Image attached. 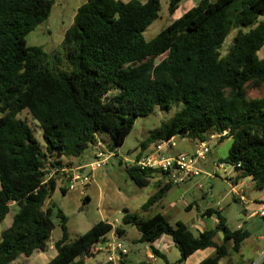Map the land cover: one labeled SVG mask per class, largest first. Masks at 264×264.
<instances>
[{
  "label": "trees",
  "instance_id": "trees-1",
  "mask_svg": "<svg viewBox=\"0 0 264 264\" xmlns=\"http://www.w3.org/2000/svg\"><path fill=\"white\" fill-rule=\"evenodd\" d=\"M181 1L170 0V14ZM53 3L0 0V222L17 207L12 223L0 232V264L48 251L53 214L63 236L47 264H89L92 246L113 224L100 221L70 240L67 216L45 203L65 175L61 169L72 166L65 158L82 156L104 139L114 151L136 119L156 107L177 110L141 141V151L177 136L198 145L210 134L227 130L219 141L233 139L224 160L237 172L233 184L250 177L264 189V97L247 94L264 85V57L259 56L264 0H200L150 40L144 34L159 18L161 0H86L64 34L68 70L60 67L57 51L29 46L26 40L49 17ZM233 30V42L223 52ZM25 110L42 127L45 143L18 117ZM126 171L135 185L155 188L142 206L145 211L160 204L173 185L159 169L134 163ZM213 215L216 225L197 233L183 221L170 223L162 213L145 218L127 212L122 223L138 229L137 240L148 242L155 257L165 255L153 243L169 235L180 252L172 264H184L207 248H214V255L198 264H220L241 249L250 232L232 230L219 209L201 213ZM116 231L121 238L126 233L122 225ZM218 233L223 234L220 244L214 240ZM134 264L153 263L148 259Z\"/></svg>",
  "mask_w": 264,
  "mask_h": 264
},
{
  "label": "rangeland",
  "instance_id": "rangeland-1",
  "mask_svg": "<svg viewBox=\"0 0 264 264\" xmlns=\"http://www.w3.org/2000/svg\"><path fill=\"white\" fill-rule=\"evenodd\" d=\"M85 1L53 0L54 3L49 17L27 35V44L29 46H41L48 52L57 51L59 57H61L60 67L66 70L71 69V65L64 59L62 54L64 51V34L73 24L77 9ZM172 18L173 14L169 13L166 0H163L160 16L147 28L144 34L145 38L147 40L154 38L172 22ZM235 34L236 31L233 30L226 38L222 48L223 52H226L230 47ZM259 56L264 57V46L259 51ZM247 94L249 98L264 97V85L260 89H248ZM176 110L177 107L170 110L156 107L148 116L137 118L133 130L127 135L125 142L114 151H110L104 139L102 142L105 151L113 153V155L98 169L91 170L90 167V163L97 160L95 156L97 149L94 146L89 147L82 156L70 157L75 163L85 164L82 169L77 171V174L81 177L88 176V183L84 186L76 183L75 187L71 189L68 182H64V177L57 182V186L51 197L46 201L45 206L52 207L55 205L54 210L60 208L67 216L70 240L79 237L100 221H110L117 227L122 225L126 229V233L121 240L130 251L136 248L140 250H138L140 252L139 256L131 255L128 264L151 258L148 256V250L150 249L148 243L137 240L140 236L138 229L132 225L122 223L124 214L127 212L138 213L140 217L146 218L156 213H162L172 224L177 221L190 223L192 219L197 222L199 213L212 207L222 211L228 226L232 230L242 228L250 232V236L245 240L242 250L232 252L231 257L224 258L221 264H248L251 260L258 259L264 251V217L258 215L256 210L260 207V200L264 199V189L258 188L252 178H246L243 180L244 184L236 186L239 194L237 195V192L234 191L232 178L234 179L237 172L232 165L224 162L233 143L231 137H225L221 141L216 138L212 140L209 138L211 153H208L206 158L199 162L203 173L181 183L173 184L160 204H156L146 211L143 210L142 206L155 192V188L153 184L145 187L135 185L130 179L126 167H130L135 163V160L153 150L154 146L152 145L141 151V141L154 128L172 117ZM18 117L26 120L33 129L35 137L41 143H45L43 129L30 113L25 110ZM174 140L176 142L175 146L169 147L166 145L164 151L166 155L195 152L196 141L180 136L175 137ZM140 151L141 153H139ZM130 160H133V162ZM221 162L224 163L225 169L218 166ZM156 178L152 182H155ZM63 188L67 189L66 193H63ZM241 196L244 199H241ZM188 205L192 207L188 209ZM16 212L17 207L13 206L5 220L0 222L1 229L12 223ZM210 219L211 221H208V219L203 218L202 225L206 222L207 227L214 226L217 222L216 216ZM52 220L54 228L49 239L48 251H36L30 257L21 255L12 264H47L56 255L57 251L54 244L62 238L63 231L55 214L52 215ZM188 225L195 233L199 231L197 226ZM215 240L217 243H221L223 234L218 233ZM214 252V248H209L204 253H196L187 259L188 261L184 264H197L199 259L209 257ZM163 253L164 257L157 256L156 259H151L152 263L172 264L180 258V252L171 237Z\"/></svg>",
  "mask_w": 264,
  "mask_h": 264
},
{
  "label": "built area",
  "instance_id": "built-area-1",
  "mask_svg": "<svg viewBox=\"0 0 264 264\" xmlns=\"http://www.w3.org/2000/svg\"><path fill=\"white\" fill-rule=\"evenodd\" d=\"M227 130L220 133H215L205 141L199 143L195 149L194 153L182 152L177 155H166L164 153L166 145L175 146L176 142L174 139L164 141L153 147V150L148 151L143 157L135 160V164L141 168H155L162 170L167 173L173 184L181 183L189 178L199 176L203 173L199 162L206 158L207 154L211 151L209 138L220 139L222 136L227 134ZM94 147L97 149L95 154L96 161L90 163L91 170L98 169L102 167L105 162L112 156V153L105 151L103 147V142L98 140ZM133 162V160H130ZM219 167L225 169L224 163L218 164ZM240 166V164H238ZM76 169L74 174L67 176V181L69 188H74L76 183L81 185H86L88 183L89 177H81L77 174ZM68 172L69 169L64 170ZM55 171L50 173L52 176ZM241 199L244 197L241 196ZM257 214L264 217V205H260L257 210ZM113 224V223H112ZM117 226L113 224V230L109 232L106 236L101 237L100 242L94 244L91 248V253L94 254V264H106L113 263L119 264L130 252L129 248L121 240V237L116 231ZM111 234V235H110ZM153 257V256H152ZM264 259V251L260 254L258 259L252 261L250 264H261Z\"/></svg>",
  "mask_w": 264,
  "mask_h": 264
},
{
  "label": "crops",
  "instance_id": "crops-1",
  "mask_svg": "<svg viewBox=\"0 0 264 264\" xmlns=\"http://www.w3.org/2000/svg\"><path fill=\"white\" fill-rule=\"evenodd\" d=\"M200 0H182L181 2H180V4H179V7H178V9L175 11V13L173 14V18H172V21L173 20H175V19H177V18H179L181 15H183L187 10H189L190 8H192L193 6H195L196 4H198V2H199ZM162 2H163V0H161V4H162ZM169 2H170V0H166V4L169 6ZM173 139H175V138H173ZM196 147H197V145H196ZM210 153H211V151H210ZM112 155H113V153H112ZM66 160L65 161H71L72 162V166L71 167H65V168H62L61 169V171H63V172H65L64 170H67V169H69V171L68 172H65V174H66V176H68V175H71V174H74L75 173V170L76 169H80V168H82L83 166H85V164H83V163H75L72 159H70V158H65ZM66 176H64V174H63V176L58 180V181H60V180H62L64 177V182H68L67 181V178H66ZM247 178H250V177H247ZM246 179V178H245ZM244 179V180H245ZM240 184H244V181H241V182H238L237 184H235L234 186H233V189H234V191L235 192H237V195L239 194V192L236 190V186H239ZM89 186V185H88ZM243 197V196H242ZM264 205V199H262V200H260V205ZM257 211V210H256ZM255 212V211H254ZM201 213L202 212H200L199 213V215L197 216L198 217V221L196 222V220L195 219H192L191 221H190V223L189 222H187V224H192V226H197L198 228H199V231H203L204 229H206V228H213L215 225H216V223H215V225L214 226H209V227H207L208 225H207V223L206 222H204V225H202V223H203V218L205 219H208V221H211V219L210 218H212V217H214V215L213 216H209V217H202L201 216ZM198 222H199V224H198ZM186 223V222H185ZM9 226V225H8ZM5 227H7V226H5ZM125 229V228H124ZM1 228H0V232H1ZM126 230V229H125ZM217 236V235H216ZM216 236H215V238H216ZM140 237V236H139ZM249 238V237H248ZM247 238V239H248ZM172 239V238H171ZM246 239V240H247ZM215 240V239H214ZM169 241H170V236L169 235H163L161 238H159L157 241H155L154 243H153V245L159 250V251H161V253H163V251L165 250V247H166V245L169 243ZM173 241V240H172ZM215 242H216V240H215ZM148 243V242H147ZM174 243V242H173ZM217 243V242H216ZM218 244H220V243H218ZM245 244V241L243 242V244H242V246ZM148 245H149V247H150V244L148 243ZM230 247H231V245H230ZM207 249H209V248H207ZM207 249H204V250H197L196 252H194L192 255H194V254H196V253H204L205 251H207ZM138 248H136V249H133L132 251H130L129 252V254L123 259L124 260V262L126 263V264H128V262H129V259L131 258V255L133 254L134 256H139V254H140V252H138ZM242 250V247H241V249L238 251V252H240ZM140 251V250H139ZM257 252V251H256ZM215 253V252H214ZM214 253H213V255H214ZM164 254V253H163ZM192 255L190 256V257H192ZM148 256L151 258V259H156V257L152 254V252H151V249H149L148 250ZM153 256V257H152ZM212 256V255H211ZM189 257V258H190ZM188 258V259H189ZM207 258V257H206ZM203 259H205V258H203ZM203 259H199V261H198V263L201 261V260H203ZM233 259V258H232ZM90 260H91V263H90ZM89 260V264H94L93 262H94V258H91ZM188 261V260H187ZM253 260H251L248 264H250L251 262H252ZM197 263V264H198ZM221 264V263H220ZM229 264V263H228Z\"/></svg>",
  "mask_w": 264,
  "mask_h": 264
}]
</instances>
